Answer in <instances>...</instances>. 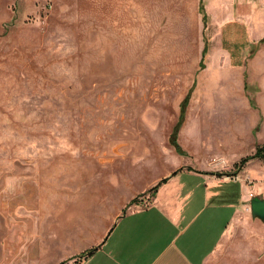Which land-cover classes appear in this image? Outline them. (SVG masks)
Returning a JSON list of instances; mask_svg holds the SVG:
<instances>
[{
  "label": "rangeland",
  "instance_id": "1",
  "mask_svg": "<svg viewBox=\"0 0 264 264\" xmlns=\"http://www.w3.org/2000/svg\"><path fill=\"white\" fill-rule=\"evenodd\" d=\"M199 2L0 0V249L29 248L30 219L61 235L143 205L181 160L264 199V160L238 166L264 141L260 43L210 25L211 0L204 24ZM229 237L209 264H264L262 220Z\"/></svg>",
  "mask_w": 264,
  "mask_h": 264
},
{
  "label": "crops",
  "instance_id": "2",
  "mask_svg": "<svg viewBox=\"0 0 264 264\" xmlns=\"http://www.w3.org/2000/svg\"><path fill=\"white\" fill-rule=\"evenodd\" d=\"M211 2L218 6L212 8L210 25L225 33H250L251 42L260 43L252 64L264 59V0ZM189 162L181 160L177 168L137 190L144 192L143 205L134 204L115 217L62 219L61 235L50 219H30L29 248L0 249V264L211 263L233 238L230 232L239 221L260 219L246 211L257 197L245 182L225 178L222 171L206 165L194 168Z\"/></svg>",
  "mask_w": 264,
  "mask_h": 264
},
{
  "label": "trees",
  "instance_id": "3",
  "mask_svg": "<svg viewBox=\"0 0 264 264\" xmlns=\"http://www.w3.org/2000/svg\"><path fill=\"white\" fill-rule=\"evenodd\" d=\"M199 11L202 12V20H203V22L205 23L207 16H206V13L204 12V9H203L202 0H200V2H199ZM263 40H264V39H263ZM206 50H207V43H204V46H203V48H202V52H201V58H200V61H199V66H200V67H203V66H204V65H203V57H204V54L206 53ZM186 101H187V99H185V100L183 101L182 109H184L185 104H186ZM182 111H183V110H182ZM178 127H179V126H178ZM178 127L175 128V131H174V133L172 134V136H171V138H170V141H171V143L176 147V150H178V152H181V148L179 147L178 143H177L176 140H175V135H176V131H177ZM252 158H260V159H263V160H264V142H263L262 144L256 146V148H255V150H254V152H253L252 154H249V155H247V156L241 158L240 161H239L238 166H241V165L244 164L247 160L252 159ZM165 180H166V177H165V178H162V179H161L156 185H154V186L152 187V189H153V190L156 189V188L159 186V184H161V183L164 182ZM93 250H94V248L91 249L90 252H92Z\"/></svg>",
  "mask_w": 264,
  "mask_h": 264
},
{
  "label": "water",
  "instance_id": "4",
  "mask_svg": "<svg viewBox=\"0 0 264 264\" xmlns=\"http://www.w3.org/2000/svg\"><path fill=\"white\" fill-rule=\"evenodd\" d=\"M250 211L253 217H258L264 221V199L253 198L250 202Z\"/></svg>",
  "mask_w": 264,
  "mask_h": 264
}]
</instances>
